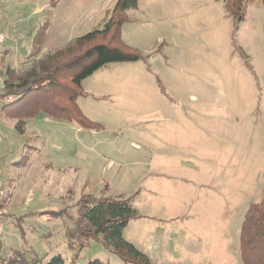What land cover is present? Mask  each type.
Instances as JSON below:
<instances>
[{
	"label": "rangeland",
	"instance_id": "rangeland-1",
	"mask_svg": "<svg viewBox=\"0 0 264 264\" xmlns=\"http://www.w3.org/2000/svg\"><path fill=\"white\" fill-rule=\"evenodd\" d=\"M49 1L0 0L4 49H11L8 59L17 60L19 72L29 63L24 57L35 29L53 27L39 46L40 58L103 29L117 2L52 0L50 7ZM225 2L140 0L127 12L123 40L150 60L99 69L82 82L78 99L86 117L104 127L102 138L111 149L106 156L93 135L86 148L80 145L75 124L65 123L64 133L44 123V115L32 123L42 132L43 147L51 139L50 152L70 165V179L78 162L87 167L81 179L105 181L96 196L105 191L113 198L135 197L133 206L143 216L129 222L124 239L154 264H243L241 226L250 205L264 195V5L248 3L233 33ZM79 191L67 205L85 195ZM22 222L1 220L2 257L20 251L37 264L56 255L71 263L67 219ZM93 260L124 264L96 242L76 263Z\"/></svg>",
	"mask_w": 264,
	"mask_h": 264
},
{
	"label": "trees",
	"instance_id": "trees-1",
	"mask_svg": "<svg viewBox=\"0 0 264 264\" xmlns=\"http://www.w3.org/2000/svg\"><path fill=\"white\" fill-rule=\"evenodd\" d=\"M140 0H117L104 28L96 29L75 38L55 52L37 58L39 46L47 39L49 23L37 30L33 37L28 65L23 71L8 67L4 73V93L16 99L2 107L18 119L16 128L24 133L26 120L44 115L52 121L77 125L85 130L101 131L104 127L91 121L78 105L84 94L82 82L99 69L112 64L143 61L144 56L126 44L122 27L129 20L127 12L136 9ZM264 0H226L225 10L233 20L236 33L244 21L248 3ZM134 196L113 198L103 192L100 196L85 194L71 208L49 212L55 218L67 219L65 237L68 248L75 253L70 264H77L78 255L91 246L92 242L117 256L124 264H154L144 253L124 239V231L132 220L142 216L133 206ZM25 217V216H24ZM20 217V220H24ZM240 251L243 264H264V195L259 203L251 204L241 226ZM5 258L0 255L1 264H37L28 261L20 251ZM47 264H66L61 255L54 256ZM88 264H109L93 260Z\"/></svg>",
	"mask_w": 264,
	"mask_h": 264
},
{
	"label": "crops",
	"instance_id": "crops-1",
	"mask_svg": "<svg viewBox=\"0 0 264 264\" xmlns=\"http://www.w3.org/2000/svg\"><path fill=\"white\" fill-rule=\"evenodd\" d=\"M49 2V6L52 7V0ZM57 7L56 3L53 9L56 10ZM52 29L53 27L49 23L48 35L52 33ZM34 31L33 36H35L37 30L35 29ZM48 38L47 36L46 40ZM32 40L33 37L30 39L31 43ZM5 50L7 65L11 67L14 61L8 59L11 49L7 47ZM31 50V47L26 49L24 59H28ZM27 52L28 54H26ZM38 116L26 120L23 134L17 131L16 125L18 119L10 112L3 111L0 116V142L4 145V147L2 146L3 150L1 151L0 149V161L3 172L4 167H6L9 173L6 177L4 176L7 188V200L3 208V217L13 216L19 218L25 216L22 225L29 223L27 221L32 219L38 220L39 218L48 217L50 216L49 212H57L65 207H71L72 205H67V202L72 203L71 198L75 199L77 190H80V194H95L96 196V193L105 185L103 179L99 182H93L92 177L88 181L81 179V172L86 173L87 167L78 162L74 170L77 176L73 180L70 179V165L66 164L63 160H56L53 156L54 153L50 152L49 147H52V140L47 139L43 147L41 143L42 132L36 124H32ZM44 123H53L56 125L57 130H62L65 133L64 125L66 122L52 121L44 116ZM11 127L19 133V137L14 132L12 136L9 134ZM88 131L93 130H85L80 127L76 130V133L79 135L78 142L81 146L86 148V140L91 139L90 135H93L100 139L96 142L95 146L103 148L101 150V157L106 156L105 154L109 153V151L111 152V149L108 148L107 140L102 138V133H105V131H95L93 134H88ZM35 135L38 137L34 138ZM80 135H82V138H80ZM57 151L62 150L58 148ZM62 153L65 154L66 158L68 153L66 152V154L64 151ZM70 161L68 159V162ZM115 164V161L111 162L112 167ZM94 189L95 191L93 192ZM140 215L143 216L142 214ZM3 217H0V222Z\"/></svg>",
	"mask_w": 264,
	"mask_h": 264
},
{
	"label": "built area",
	"instance_id": "built-area-1",
	"mask_svg": "<svg viewBox=\"0 0 264 264\" xmlns=\"http://www.w3.org/2000/svg\"><path fill=\"white\" fill-rule=\"evenodd\" d=\"M7 38L8 36L6 34L0 33V116L2 114L1 112L2 107L4 105L12 103L16 99L15 96L7 95L4 93V88H5L4 73L6 72V69L9 67L6 61L7 59L6 50L4 49V44ZM19 67L20 65L17 63V60H15L11 68L18 69ZM6 200H7V188L5 185L4 172L0 161V215L5 206Z\"/></svg>",
	"mask_w": 264,
	"mask_h": 264
}]
</instances>
